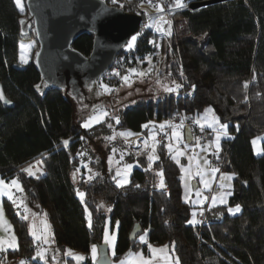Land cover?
Returning a JSON list of instances; mask_svg holds the SVG:
<instances>
[{
	"label": "trees",
	"instance_id": "16d2710c",
	"mask_svg": "<svg viewBox=\"0 0 264 264\" xmlns=\"http://www.w3.org/2000/svg\"><path fill=\"white\" fill-rule=\"evenodd\" d=\"M104 1L115 5L113 0ZM143 1L129 0L123 10L136 14ZM203 1L207 0L183 3ZM174 3L169 0L165 6L178 8ZM23 4L22 12L16 0H0V84L14 104L7 108L0 101V174L7 180L17 177L31 206L46 212L53 240L47 260L52 264H95L92 245L103 243L110 220L112 226H118L114 263L130 253L145 252L149 246L168 249L179 264H264V153L256 156L252 143L264 136V0H229L174 13L171 35L160 37L157 72L182 87L160 99L128 105L116 117L108 115L90 128L83 127L88 114L77 113L70 92L43 81L36 63L40 44L35 23L27 0ZM149 29L142 28L141 39L151 33ZM24 41L35 42L27 64L20 62ZM93 45L94 35L86 33L72 48L89 57ZM118 57L102 79L110 84V94L128 75ZM116 68L119 72L114 74ZM208 108L228 127L229 137L212 162L234 174L233 194L228 204L206 209L201 223L194 226L188 223L191 206L182 198L180 167L166 145L157 146L159 159L152 163L150 146L133 154L118 133L132 130L148 136L177 115L196 118ZM206 131L208 138L203 142L211 137ZM64 140L69 141L67 146ZM38 162L42 173L33 177L23 171ZM129 164L133 165L130 181L118 186L117 168ZM161 169L163 188L157 175ZM77 191L86 194L83 202ZM236 205L240 212L233 215L228 209ZM4 206L18 247L0 249V264L17 257L24 264H44L36 256L38 246L29 234L28 221L19 217L8 200ZM136 224L143 229L146 244L141 236L130 241ZM69 250L82 254L84 260L76 262Z\"/></svg>",
	"mask_w": 264,
	"mask_h": 264
},
{
	"label": "rangeland",
	"instance_id": "374dc122",
	"mask_svg": "<svg viewBox=\"0 0 264 264\" xmlns=\"http://www.w3.org/2000/svg\"><path fill=\"white\" fill-rule=\"evenodd\" d=\"M21 3L24 8L23 0H21ZM144 9L147 12L152 11L149 7H144ZM26 21L28 24H32L30 18H27ZM147 28L148 27H145L144 29ZM141 35L142 31L135 35L137 36V39L131 49L127 47V45L131 43L130 39L129 43L121 51V54L118 57L119 66H122L128 70V81L126 82L124 80L123 85L118 88L114 94H110V91H106L102 87V85H107L108 88L111 89L110 84L106 80H102L103 77H101L100 80L85 86L83 90V101L79 103L74 102L77 113L82 116L84 114H88L83 122V125L88 120L89 116L94 113V111L107 112L108 115H110L109 117H116L120 109H123L128 105L135 104L140 100L147 101L150 99H160L164 94L169 93L165 91V87H176V85L170 80L161 78L157 72L161 65L159 53L161 36L149 33L145 39H141ZM150 41H155V43ZM21 44L25 45L26 47L20 51V62H22V64H27L30 61L34 51L35 42L24 41ZM28 45H31V47H27ZM38 53L39 51L37 52L36 57ZM22 56L24 58L23 60L21 59ZM149 58H151V63H149ZM130 69H136V72H131ZM114 72V74L118 73V68H116ZM139 73L145 74L139 75ZM107 116L103 117L100 122L104 121ZM196 118L199 120L200 124L203 125V128L211 133V137L205 142L194 138L193 144H187L185 142V130L183 128L177 127L171 132H168L166 149L168 150L171 159L180 167L182 198L185 203L191 206L190 220L193 219V213H195L196 220L201 221L206 209L228 204V199L233 194V182L235 176L232 173L222 170L218 165L216 167L212 165V161L218 159L220 156L222 150V141L229 137L228 127L226 129L227 135H224L223 130L220 129V125H222L221 122L219 121L218 124L215 122V118L218 117L214 111L209 113L203 111ZM168 123L172 124V121H169ZM96 124L98 123L93 121L88 128L93 127ZM163 124H165L164 129H160L159 127L157 130L155 129L148 135L150 140L144 143L142 149L139 152L144 151L150 146V156L157 157L156 149L158 144L154 141V139L157 136L159 130L166 132V129H169L167 123ZM173 131L181 132V139L178 140L177 137L173 135ZM217 135H220L219 149L216 147ZM259 137L261 139L257 140V143L253 145V150L256 156H261L264 153V136ZM169 145H171V150L168 147ZM212 156H215L216 158L214 159ZM154 160L155 159H153L151 162L153 163ZM205 161H208L209 163H205ZM42 167V163L38 162L31 167V170L37 175L38 173H42ZM212 169H217V171L213 172ZM132 171L133 165H131V168H129L128 165L122 166L120 168L118 167L117 172H119L120 175H118L117 183L118 181H124L123 185L128 184ZM229 176L232 178L228 179ZM0 178H2L1 174ZM15 178L18 180V183L21 185L23 191L17 190L15 186L10 184L8 188L0 191V209H2L3 213L2 217H0V241L3 242L0 243V249L5 251L10 250L9 248H4V246L8 244L7 241L9 238L13 239L15 245L18 246L13 225L5 211L4 201L8 200L16 210V213L19 215V217H28V219L25 220L28 221L29 234L32 237L35 245L38 246V251L46 250L45 256H47L52 252L51 243L53 241L50 233L51 228L47 219V214L46 212L38 211L31 206L23 183L17 177ZM12 179L4 180L6 182H10ZM197 192L200 193L199 196L196 195ZM213 198H215V204H213ZM26 208L28 209L27 211L25 210ZM201 212H203V215H201ZM239 212H236L233 215H236ZM198 224L200 223L191 225L196 226ZM33 231L37 236L41 237L40 240H36L33 237ZM116 232L113 233V231L111 232L108 230V235L113 236L114 234L116 236ZM45 238L47 239V243L44 242ZM145 239L146 236H144V241ZM145 252L148 254L146 257L136 253L132 259L127 257L124 258V264H142V260H148L149 264H177L178 257L174 256L170 251H168V249L151 248ZM76 256L84 257L82 254L72 252V257L74 259ZM40 260L44 262V264H52L47 260V257L46 259ZM75 260L76 262H81L84 259ZM121 262H116L113 264H121ZM10 263L14 264V259L10 260Z\"/></svg>",
	"mask_w": 264,
	"mask_h": 264
},
{
	"label": "water",
	"instance_id": "95a60500",
	"mask_svg": "<svg viewBox=\"0 0 264 264\" xmlns=\"http://www.w3.org/2000/svg\"><path fill=\"white\" fill-rule=\"evenodd\" d=\"M229 0H207L190 4L192 10ZM28 11L34 20L40 50L36 57L43 81L50 87L70 92L75 102H81L86 85L100 80L114 66L117 57L132 36L142 26V18L123 9L108 5L104 0H27ZM27 25V24H26ZM91 33L94 45L89 57L72 48L80 36ZM1 103L12 108L5 96ZM185 142L193 144V135L185 129ZM143 234L136 224L130 233L135 242ZM95 264H112L109 246L99 244Z\"/></svg>",
	"mask_w": 264,
	"mask_h": 264
},
{
	"label": "snow or ice",
	"instance_id": "6c2138e0",
	"mask_svg": "<svg viewBox=\"0 0 264 264\" xmlns=\"http://www.w3.org/2000/svg\"><path fill=\"white\" fill-rule=\"evenodd\" d=\"M117 2H118V0H113V3H117ZM148 2L151 3L152 0H148ZM16 3L20 7V10L23 12L24 11V8L22 6L21 0H16ZM157 7H158V10L159 11H161V12L163 11V6L162 5H158ZM173 7H186V5L183 3V0H175V3L173 5ZM160 19L163 20L164 18L163 17H160ZM155 26H156L155 23L146 25V27H155ZM157 30L159 31L160 29L157 28ZM166 34L171 35L170 30ZM136 39H137V36H135V35L132 36L131 43H129L127 45V47L129 49H131L134 46ZM150 42L155 43V41H150ZM20 47L23 50L26 46L23 45V44H21ZM27 47L30 48L31 45H28ZM21 59L22 60L24 59L23 56L21 57ZM149 63H151V58H149ZM130 71L131 72H136V69H130ZM144 74L145 73H139V75H144ZM181 75H183V72L182 71H181ZM123 79L126 82L128 81V77L127 76L123 77ZM37 87H39V86H37ZM102 87L106 91H111V89H109L107 85H102ZM180 87H182V85H180V84H177L175 88L165 87V91H167V92H174V91H177ZM245 87H247V83L245 84ZM192 88L194 90L195 89V85H192ZM0 99H3V92H2V90H0ZM5 102L6 103H10V101H5ZM205 111H206V113H209V112H212L213 110L211 108H208ZM107 115H108L107 112H103V111L95 112L94 111V113L91 116H89L88 120L84 123L83 127L88 128L93 121L99 123L103 119V117H105ZM116 122L119 123V119L118 118L116 119ZM215 122L217 124L219 123L218 118H215ZM166 123L168 124L169 127L173 128V129H176L177 127H182V125L177 126V125L170 124L168 122H166ZM196 123L199 124V120H197ZM209 126H211V125H209ZM110 127H111V125H110ZM143 127L147 128L148 125L147 124L146 125H143ZM164 127H165V124H161L160 125V129H164ZM220 129L223 130V134L224 135H227V131H226L227 125L226 124L220 125ZM201 131H203V125H201ZM120 135H123V136H131V135H134V134L131 133V132H126V133H120ZM173 135L176 136L178 140L181 139V132H179V131H173ZM82 139H83V137H82ZM109 139H114V137H109ZM153 139H154V137H153ZM259 139H261V138L260 137H257L256 139H254L252 141L253 145H255L257 143V140H259ZM219 140H220V135H217L216 136V147H217V149H219ZM63 144L65 146H67L69 144V141L68 140H64L63 141ZM168 147L171 150V145H169ZM153 159H159V157L149 156V161L150 162ZM177 162H179V161H177ZM205 163H209V162L208 161H205ZM150 166H151V164H150ZM128 167L131 168V165H128ZM23 171H26L28 173V175H30V176H35L36 175V173L31 170V166H30L29 169H25ZM212 171L215 172V171H217V169H212ZM117 175H120V173L117 172ZM157 175L160 177V187L161 188L165 187L164 179H163V170L161 169L157 173ZM36 178H39V177H36ZM73 178L75 179V173L73 174ZM231 178H232L231 176L228 177V179H231ZM88 179H92V177L89 176ZM123 183H124V181H118V186H123ZM9 184L12 185V186H15V188L17 190L23 191L21 185L18 183V180L16 178H13L10 182H6L3 178H0V191H3L4 189L8 188L9 187ZM137 187H139V186H137ZM77 195L81 198V201L83 202L84 197H85L86 194L83 193V192L77 191ZM196 195L199 196L200 193L197 192ZM197 202H199V201H197ZM221 202H224V201H221ZM213 204H215V198H213ZM25 210L27 211L28 209L26 208ZM85 210L87 211V206L86 205H85ZM109 211H110V209H109ZM228 211L230 213H232V214H235L236 212H239L240 211V206L239 205H236L235 208H229ZM2 215H3L2 209H0V217H2ZM201 215H203V212H201ZM195 216H196V214L193 213V219L190 220V221H188V223H190V224L201 223V221L196 220ZM24 219H28V217L25 216ZM88 225H89V227L92 226V214H91V212L88 213ZM32 235H33V237L36 240H40L41 239V237L40 236H37L34 231L32 232ZM114 239H115V237L109 236L108 233L105 232V243L111 245V244H113ZM140 239H141V241H144V236H141ZM44 242L47 243V239L46 238L44 239ZM0 243H3V242L0 241ZM9 247H13V245H9ZM45 252H46V250L37 251L36 252V256L39 257L40 259H46ZM91 252H92V259L95 260L97 258L96 257V253H97V247H96V245H92ZM113 254H115V253L113 252ZM68 255H72L71 250L68 251ZM75 259L82 260V259H84V257H82V256H76ZM21 264H24V262L22 261ZM121 264H124V262L122 261ZM142 264H149V261L148 260H142ZM177 264H178V259H177Z\"/></svg>",
	"mask_w": 264,
	"mask_h": 264
},
{
	"label": "built area",
	"instance_id": "2783aa9c",
	"mask_svg": "<svg viewBox=\"0 0 264 264\" xmlns=\"http://www.w3.org/2000/svg\"><path fill=\"white\" fill-rule=\"evenodd\" d=\"M128 1L129 0H118V2L114 3L115 5L113 6L123 9L124 7L129 5ZM168 3H169V0H152L151 3H149L148 0H144L142 6H140V8L137 10V13H136V15H139L142 18L141 30L142 28H145L146 25L155 23L156 24L155 27H148L150 28L149 29L150 32L157 36L163 37L167 35L166 33L169 31L171 27L172 15L176 12L187 10L190 8V5L186 7L167 8L165 4H168ZM158 5L163 6L162 12L158 10V7H157ZM144 7H149L152 11L147 12L144 9ZM160 17H163L164 19L161 20ZM157 28H159L160 30L158 31ZM107 78H109V75H107ZM196 121L197 119L194 117L180 114L174 117L172 124L177 125V126L182 125V127L180 128H183L184 130L186 128H189L193 135V139L197 138L201 141L206 140L208 138V132L204 128H203V131H201V124L196 123ZM126 132H131L134 135H131V136L120 135V133H126ZM118 135L121 141L124 143V145L133 154L138 153L142 149L144 143L150 140L147 135L143 133H137L132 130H122L118 133ZM154 141L158 145L165 144L167 146V143H166L167 134L165 132H159L157 136L155 137ZM212 164L215 166L216 162H213ZM15 260L17 261L16 264H21L22 262L20 257H17Z\"/></svg>",
	"mask_w": 264,
	"mask_h": 264
},
{
	"label": "crops",
	"instance_id": "0c3cea01",
	"mask_svg": "<svg viewBox=\"0 0 264 264\" xmlns=\"http://www.w3.org/2000/svg\"><path fill=\"white\" fill-rule=\"evenodd\" d=\"M22 63V62H21ZM197 119V118H196ZM200 123V122H199ZM173 130V128H171V127H169V129L167 130L166 129V134H167V136H168V132H171ZM172 134V133H171ZM213 165V164H212ZM214 166V165H213ZM216 167V166H215ZM232 196V195H231ZM230 196V197H231ZM230 197H229V199H230ZM229 199H228V201H229ZM117 228H118V226L117 225H114V226H112V224H111V221L110 220H107V222H106V226H105V231H104V238H103V243H105V232H107L108 233V230L109 231H113V233H115L116 231H117ZM50 233H51V231H50ZM116 234H117V232H116ZM52 235V234H51ZM113 237H115V239H114V241H113V244H107L108 246H109V251H110V255H111V257L114 255L113 254V252H115V246H116V241H117V235L115 236L114 234H113ZM8 242V244L7 245H5L4 246V248H9L10 250H16L17 249V246L15 245V243H14V240L13 239H11V238H9V240L7 241ZM143 244H146V239H145V241L143 242V241H141ZM52 244H53V241H52V243H51V246H52ZM9 245H13V247H9ZM151 248H153V247H147V250H149V249H151ZM49 252V251H48ZM48 252H47V254H48ZM141 254V255H143L144 257H146V256H148V254H147V252H144V251H139V252H133V253H130L128 256H127V258H130V259H132L133 257H134V254ZM72 256V255H71ZM47 257V256H46ZM96 259L95 260H93V261H96L97 259H98V249H97V253H96ZM91 258H92V252H91ZM135 259V258H134ZM121 261H125L124 259L123 260H121ZM121 261H119L118 263H120ZM131 261V260H130ZM17 263V261L14 259V264H16ZM25 263V262H24ZM114 262H112V264H113ZM5 264H12V263H10V261L9 262H7V263H5Z\"/></svg>",
	"mask_w": 264,
	"mask_h": 264
},
{
	"label": "clouds",
	"instance_id": "9594fccd",
	"mask_svg": "<svg viewBox=\"0 0 264 264\" xmlns=\"http://www.w3.org/2000/svg\"><path fill=\"white\" fill-rule=\"evenodd\" d=\"M114 7V6H113ZM141 31V30H140ZM194 140V139H193Z\"/></svg>",
	"mask_w": 264,
	"mask_h": 264
}]
</instances>
